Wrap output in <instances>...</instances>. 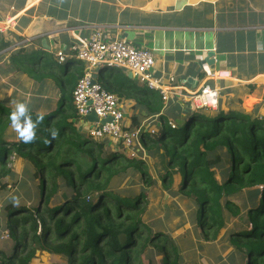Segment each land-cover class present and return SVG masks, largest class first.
I'll use <instances>...</instances> for the list:
<instances>
[{
	"label": "trees",
	"instance_id": "obj_1",
	"mask_svg": "<svg viewBox=\"0 0 264 264\" xmlns=\"http://www.w3.org/2000/svg\"><path fill=\"white\" fill-rule=\"evenodd\" d=\"M25 45H16L20 51L10 55L8 72L19 70L36 80L56 79L60 95L56 108L43 114L29 111L34 121L38 115L43 119L28 144L15 130L10 132L13 109L0 101V188H5L4 177L12 174L8 161L14 153L34 164L40 181L39 201L32 210L15 204L6 209V225L19 235L13 234L17 249L12 254L0 251L2 264H33L38 244L67 256L71 264H143L149 245L164 254V264H184L178 247L165 240L166 235L146 228L145 194L113 188L133 169L139 170L140 161L107 150L106 141L94 143L74 125L78 117L74 92L85 75L84 63L67 51L66 62L59 63L54 51L44 50L41 43L32 51ZM13 49V42L0 33V60ZM119 72L113 73L112 81L102 72L98 80L109 91L125 98L133 95L152 114H160L163 124L158 142L170 144L172 161L179 164L183 176L180 192L198 203L207 235L217 237L225 226V209L234 215L241 212L234 202L223 199L250 189L253 203L246 214L250 225L236 232L231 242L248 255V264H264V118L188 106L182 124L174 128L159 91L137 89L116 77ZM208 152L221 156L209 158ZM222 163L223 179L219 180L214 166ZM62 185L66 190L55 198Z\"/></svg>",
	"mask_w": 264,
	"mask_h": 264
},
{
	"label": "crops",
	"instance_id": "obj_2",
	"mask_svg": "<svg viewBox=\"0 0 264 264\" xmlns=\"http://www.w3.org/2000/svg\"><path fill=\"white\" fill-rule=\"evenodd\" d=\"M6 20L12 34L47 35L37 42L49 50L51 40L69 48L91 25L107 24L152 49L155 75L169 90L167 114L175 105L183 114L192 106L190 93L208 85L225 112L264 118V7L253 0H0V21ZM216 70L228 72L216 77ZM124 109L131 126L132 110Z\"/></svg>",
	"mask_w": 264,
	"mask_h": 264
},
{
	"label": "rangeland",
	"instance_id": "obj_3",
	"mask_svg": "<svg viewBox=\"0 0 264 264\" xmlns=\"http://www.w3.org/2000/svg\"><path fill=\"white\" fill-rule=\"evenodd\" d=\"M253 2L258 8L264 7V0H253ZM0 24L3 28L0 33L14 44V49L0 60V101H4L5 106L12 109H14L16 103L25 102L29 111L34 110L38 114L46 113L48 108H56L58 96L60 95L56 79L49 77L45 80H36L19 70L8 72L10 69V55L13 52L20 51V48L16 47V45L26 43L25 48L27 51L39 49L40 46L37 41L47 35H40L32 40L33 38H28V35L18 36V34H12L14 31L8 32L15 29H8L7 20L4 22L0 21ZM6 32H8L7 36L5 35ZM10 34L14 35L13 39H10ZM22 37H24L23 42L17 44L18 41L22 40ZM48 44L56 57L62 51L73 53L71 50L73 44L68 46L69 48L64 47L63 42L58 43L51 40ZM43 49L46 50L47 48ZM113 69L105 70V77L109 81L114 79ZM117 76L140 89L137 79L129 78L127 77L128 74L123 72L117 73ZM112 91L119 96L124 107L127 105L132 110L128 118L130 119V125L139 131V142L137 144L135 142L134 145L136 157L130 158L138 159L141 164L139 170L133 169L121 183H118L113 188L126 187L132 189L133 192H143L145 194L143 220L146 223V228L153 233L160 232L166 235L165 240L173 242L178 247L179 260L182 263L248 264V255L240 252L232 244L231 239L236 232L246 229L250 225L248 216H246L253 203L250 199V189H244L223 199V202L226 200L234 202L241 209V212L238 215H234L230 210L225 209V226L217 237L207 235L206 228L202 226L205 222L201 220L198 203L193 198L180 192L179 188L182 184L183 176L178 166L179 164L172 161L169 149L171 148L170 144L158 142L162 131L160 125L163 124L160 114H152L148 108L146 109L145 104H140L133 95L125 98L118 92ZM192 106L200 108L194 103H192ZM176 108L175 105L173 112L167 114L169 124L174 128H177L178 123L182 124L184 114H181L179 112L181 110ZM201 108L209 109L213 107ZM163 109L165 110V106ZM83 123L88 125L85 121ZM13 130L11 127L10 132L13 133ZM83 131L88 134L87 129ZM105 141L107 150L122 152L121 148L114 142ZM223 149L226 151L225 148ZM208 156L211 158L221 156V154L208 152ZM230 161L227 158L228 170H230ZM223 166L224 163L214 166L219 180L223 179ZM8 168L12 169V174L4 177L5 188H0V251L12 254L17 249V241L13 234L19 235V231L11 230L6 225L8 218L6 209L9 205L15 204L23 205L32 210L36 206V202L39 201L40 181L39 177L36 176L34 164L26 158L20 157L17 153L10 157ZM64 190H66L65 185H62V188L54 197L62 196ZM6 232H9V237H3ZM38 247L33 264H71L67 256L52 253L42 248L41 244H38ZM164 257L163 253L157 252L153 246L149 245L143 257V264H164ZM0 264H2V257H0Z\"/></svg>",
	"mask_w": 264,
	"mask_h": 264
},
{
	"label": "built area",
	"instance_id": "obj_4",
	"mask_svg": "<svg viewBox=\"0 0 264 264\" xmlns=\"http://www.w3.org/2000/svg\"><path fill=\"white\" fill-rule=\"evenodd\" d=\"M0 30H3L1 24ZM83 32L77 36V41L71 47L73 56L85 65V75L74 92L73 103L78 121L88 123L87 132L94 143L103 142L100 141L102 139L111 140L126 156L136 157L134 145L139 142V131L127 124L124 104L117 94L109 91L98 80V75L113 67V73H132V78L138 80L139 87L157 90L163 99L167 100L169 90L163 88L161 78L155 75V54L146 45H139L115 34L107 24H93ZM57 57L59 63H64L68 55L62 51ZM99 66L101 67L98 69ZM225 72L228 71L218 70V75L213 76L225 77ZM190 96L192 103L197 107H218L219 92L208 85L190 93ZM92 111L96 112L100 120L109 116L112 120L105 123L90 122L86 117ZM3 237H9V232Z\"/></svg>",
	"mask_w": 264,
	"mask_h": 264
},
{
	"label": "clouds",
	"instance_id": "obj_5",
	"mask_svg": "<svg viewBox=\"0 0 264 264\" xmlns=\"http://www.w3.org/2000/svg\"><path fill=\"white\" fill-rule=\"evenodd\" d=\"M9 119L11 127L15 130L22 142L28 144L35 139L37 123L43 119V116L38 115L34 121L29 112L28 105L25 102H18L9 114ZM55 134V132L52 133L53 136Z\"/></svg>",
	"mask_w": 264,
	"mask_h": 264
},
{
	"label": "water",
	"instance_id": "obj_6",
	"mask_svg": "<svg viewBox=\"0 0 264 264\" xmlns=\"http://www.w3.org/2000/svg\"><path fill=\"white\" fill-rule=\"evenodd\" d=\"M43 44L46 45L45 41L43 42ZM46 47H48V46L46 45ZM100 67H101V66H99L98 69H99ZM128 77H129V78H132V73H129V74H128ZM86 118H87V120L90 121V122H99V121H100L101 123H105V122H107V121L112 120V117H111V116H109V117H107V118H104V119H101V120H100V119L98 118V116H97V114H96L95 111H92V112H91ZM85 125H86V123L81 124V126H79L78 130H79V131H83Z\"/></svg>",
	"mask_w": 264,
	"mask_h": 264
},
{
	"label": "bare ground",
	"instance_id": "obj_7",
	"mask_svg": "<svg viewBox=\"0 0 264 264\" xmlns=\"http://www.w3.org/2000/svg\"><path fill=\"white\" fill-rule=\"evenodd\" d=\"M114 68V67H113ZM213 74H217L218 75V70H216V71H214V73Z\"/></svg>",
	"mask_w": 264,
	"mask_h": 264
}]
</instances>
